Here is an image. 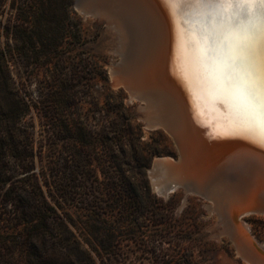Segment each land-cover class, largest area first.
Instances as JSON below:
<instances>
[{"label": "rangeland", "instance_id": "1", "mask_svg": "<svg viewBox=\"0 0 264 264\" xmlns=\"http://www.w3.org/2000/svg\"><path fill=\"white\" fill-rule=\"evenodd\" d=\"M79 1L0 0V264H264V215L237 216L230 183L155 190V160H179V145L149 122L155 107L114 82L121 33ZM109 152L148 185L143 211L107 193ZM90 186L99 198L87 206Z\"/></svg>", "mask_w": 264, "mask_h": 264}, {"label": "bare ground", "instance_id": "2", "mask_svg": "<svg viewBox=\"0 0 264 264\" xmlns=\"http://www.w3.org/2000/svg\"><path fill=\"white\" fill-rule=\"evenodd\" d=\"M80 1L84 13L95 11L121 33L114 82L155 107L160 117L149 122L164 125L179 145V162L155 160L159 194L168 196L190 179L205 194L214 173L202 167L208 160L235 161L251 171L264 165V127L245 98L253 80L264 90V4H190L181 14L169 0Z\"/></svg>", "mask_w": 264, "mask_h": 264}, {"label": "water", "instance_id": "3", "mask_svg": "<svg viewBox=\"0 0 264 264\" xmlns=\"http://www.w3.org/2000/svg\"><path fill=\"white\" fill-rule=\"evenodd\" d=\"M177 162L179 160L172 159L168 163ZM202 167H207L208 173L214 169V173L208 178L206 188L211 181L230 183L231 197L241 204L237 216L255 213L264 215V165L260 166L261 168L257 171L256 169L251 171V169L237 167L235 161L222 162L220 159H214L206 161ZM183 185L188 190L195 191V183L192 179L184 181ZM198 192L202 193L200 190Z\"/></svg>", "mask_w": 264, "mask_h": 264}, {"label": "trees", "instance_id": "4", "mask_svg": "<svg viewBox=\"0 0 264 264\" xmlns=\"http://www.w3.org/2000/svg\"><path fill=\"white\" fill-rule=\"evenodd\" d=\"M54 113V118H57L58 112L57 109L53 111ZM70 121V120H69ZM66 121V122H61L60 125H58L57 123H55L54 121V129L55 131L59 134L60 132H63L65 134L68 133V131L71 130V126H70V122ZM92 147V146H91ZM137 148V151L139 150V146L136 145L135 149ZM107 162H109V167L111 168V182L106 183V189H107V193L109 194V196H112V201L114 202V205L116 206V204H123V212H128V214H132L133 212H140L144 210V194L145 192L142 191V188L145 187V191H147L149 189L148 185H140V184H136L134 182L128 181L127 177L123 174V172L117 170L115 167V162H116V157L115 155H112L111 152H109L107 154ZM65 164H68L70 161H68L66 158L64 159ZM112 164V165H111ZM108 173V172H107ZM68 178L66 176H64L62 178V185H64L66 188V190L68 191ZM93 186H90L89 192H90V196L88 197V199H84L85 202L87 200V206H91L94 202H96V200L99 198L98 196V189L97 191L92 189ZM64 190V189H63ZM28 190L27 189H23L21 191V198L25 199L27 194H28ZM69 192V191H68ZM70 193V192H69ZM8 199V198H7ZM263 233H264V218H263Z\"/></svg>", "mask_w": 264, "mask_h": 264}, {"label": "snow or ice", "instance_id": "5", "mask_svg": "<svg viewBox=\"0 0 264 264\" xmlns=\"http://www.w3.org/2000/svg\"><path fill=\"white\" fill-rule=\"evenodd\" d=\"M243 2L246 4L255 3L256 0H169V5L173 9L180 10L183 14V9L190 5L204 6L215 4L217 6L226 7L230 4ZM259 3L264 4V0H259ZM258 85L253 80L246 92V102L256 112L259 122L264 127V90L258 91Z\"/></svg>", "mask_w": 264, "mask_h": 264}]
</instances>
